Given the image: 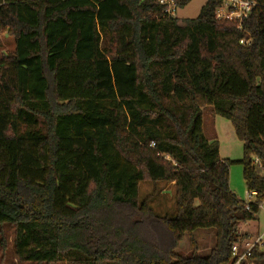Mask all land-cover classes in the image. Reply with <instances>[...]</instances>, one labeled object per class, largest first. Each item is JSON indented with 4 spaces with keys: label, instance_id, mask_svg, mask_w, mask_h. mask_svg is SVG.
Listing matches in <instances>:
<instances>
[{
    "label": "trees",
    "instance_id": "1",
    "mask_svg": "<svg viewBox=\"0 0 264 264\" xmlns=\"http://www.w3.org/2000/svg\"><path fill=\"white\" fill-rule=\"evenodd\" d=\"M223 1L182 24L159 0H0L15 40L0 57V232L14 229L21 262L234 264L239 226L264 202V0H245L242 21L217 18ZM206 114L243 143L249 204ZM143 182L174 185V218L157 192L140 200ZM210 229L202 257L195 232Z\"/></svg>",
    "mask_w": 264,
    "mask_h": 264
},
{
    "label": "rangeland",
    "instance_id": "2",
    "mask_svg": "<svg viewBox=\"0 0 264 264\" xmlns=\"http://www.w3.org/2000/svg\"><path fill=\"white\" fill-rule=\"evenodd\" d=\"M207 0H192L186 7L180 9L177 18L180 23L196 19ZM15 50V40L7 34L0 33V57L2 54H9ZM204 134L209 139H217L219 143L220 158L233 162L230 168V186L238 198L242 201H248V191L243 177V166L240 163L243 159V143L236 137L231 123L219 116L206 114L203 119ZM155 192L151 200L154 209L163 216L174 218L177 214L175 187L170 183L143 182L140 184V200H144ZM239 231L243 234L249 233L254 237H264V202L261 205L256 221L242 223ZM195 238L199 245V255L207 256L216 242L215 230H198L195 232ZM14 229L5 227L0 232V264H33L21 262L16 254L13 245ZM263 248V247H260ZM178 253L183 257H190L193 249L190 246L189 239L186 237L177 246ZM67 264L66 260L63 263ZM257 264H264L259 262Z\"/></svg>",
    "mask_w": 264,
    "mask_h": 264
},
{
    "label": "built area",
    "instance_id": "3",
    "mask_svg": "<svg viewBox=\"0 0 264 264\" xmlns=\"http://www.w3.org/2000/svg\"><path fill=\"white\" fill-rule=\"evenodd\" d=\"M162 6H166L164 10L168 17H176L178 10L176 4L172 0H159ZM255 7V3L245 0H224L223 4L217 9L216 16L218 19H227L230 21H242L247 19ZM154 146V144L152 145ZM249 204L255 199V192H248ZM249 208V206H247ZM256 247H264V237H256L254 239H246L240 244L233 247L232 255L234 264H255L249 260L252 251Z\"/></svg>",
    "mask_w": 264,
    "mask_h": 264
},
{
    "label": "crops",
    "instance_id": "4",
    "mask_svg": "<svg viewBox=\"0 0 264 264\" xmlns=\"http://www.w3.org/2000/svg\"><path fill=\"white\" fill-rule=\"evenodd\" d=\"M232 189V188H231ZM241 233V232H240ZM242 235H245L246 236V238L247 239H254V238H256V237H254L253 235H251V234H249V233H245V234H243V233H241Z\"/></svg>",
    "mask_w": 264,
    "mask_h": 264
}]
</instances>
